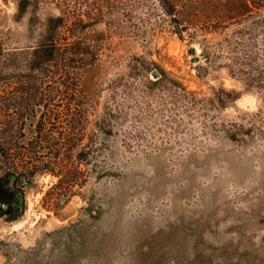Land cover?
I'll use <instances>...</instances> for the list:
<instances>
[{"label": "rangeland", "instance_id": "1", "mask_svg": "<svg viewBox=\"0 0 264 264\" xmlns=\"http://www.w3.org/2000/svg\"><path fill=\"white\" fill-rule=\"evenodd\" d=\"M199 1L0 0V177L23 176L0 264H264V22L233 64ZM65 12L71 52L33 67Z\"/></svg>", "mask_w": 264, "mask_h": 264}, {"label": "trees", "instance_id": "2", "mask_svg": "<svg viewBox=\"0 0 264 264\" xmlns=\"http://www.w3.org/2000/svg\"><path fill=\"white\" fill-rule=\"evenodd\" d=\"M62 2L67 3L69 0H59ZM163 4V6L166 8V11L170 14H172V9L170 7V4L168 0H160ZM29 2V0H28ZM196 5H201V8H196L191 4V6L194 7L195 12L194 15L198 17V21L203 23L202 27L204 30L210 31L212 29H226L227 27L231 25H237V28H233V39L230 37H225L224 40L227 42V49L229 52V59L231 63L243 65L244 67H251L254 61V55L252 54V43L250 40H253L255 37L256 32L254 29L257 25H254L259 22H264V0H200L199 3H194ZM68 14L66 12L61 16H56L53 18H49L47 20V30L44 37L39 41L38 44H36L34 47H32V66L36 67V65L45 64L46 62L50 61L52 55L54 54V51L56 49H60L59 47L62 46V50L70 51L72 50V41L70 40V36L68 33H60L58 29L65 28L68 29V26L70 28V25L68 24ZM247 21L248 25H245L243 28H240V24L242 22ZM256 22V23H255ZM223 30V31H224ZM247 35L245 38L242 37L244 35ZM231 35V34H230ZM229 36V35H227ZM243 40H246L245 43H243ZM241 49V50H240ZM241 51V53H240ZM243 53V54H242ZM71 61L72 58H71ZM231 70V67H229ZM238 69V68H237ZM241 73L244 74V76L241 77V81L243 82L244 86L246 87H252L251 81H253L252 78H250L249 72H245L242 70H239ZM232 72V70H231ZM247 73V74H245ZM64 77H59L57 84L59 86L64 85L66 81L63 79ZM163 78H166L165 72H160L158 75V78L155 81L148 80L151 84L160 83ZM254 78V77H253ZM255 79V78H254ZM259 81V80H258ZM76 86L78 85L77 82H73ZM72 95H74V91L72 92ZM237 97L236 93L231 92V99H235ZM43 118L41 117V120ZM62 147V146H61ZM33 148V147H31ZM62 149V148H61ZM66 150H70L69 148H64ZM31 151V150H30ZM22 156L28 157V155H25V152H21ZM82 154V153H80ZM70 164V162H69ZM66 163H53L49 164L46 162H41L40 164H34V170L38 169H50V171L53 174H57L59 176L60 181L63 182V180H68L71 176L70 165ZM19 175H15L12 172H7L5 175L0 177V189L5 188L8 185V181L10 178L13 179V194L14 192H18L20 194V201L17 203L15 208L12 210H8L11 206L10 200L5 198L4 193L0 191V213L3 214H11L12 216H15L17 212H19L22 209L23 206V194L21 190L22 186V180ZM2 184H5V186H2ZM2 194V196H1ZM8 202V207L3 210L2 204ZM12 207V206H11Z\"/></svg>", "mask_w": 264, "mask_h": 264}, {"label": "flooded vegetation", "instance_id": "3", "mask_svg": "<svg viewBox=\"0 0 264 264\" xmlns=\"http://www.w3.org/2000/svg\"><path fill=\"white\" fill-rule=\"evenodd\" d=\"M2 186H5V184H2ZM13 190L14 189H13V179L12 178L9 179L8 185L5 188L0 189V191H2V193H4L3 196H5V198L10 200V204L12 207L10 206L8 210H11V209L13 210L15 208V206L17 205V203L20 201V194L18 192H14V194H13L12 193ZM1 196H2V194H1ZM8 206H9L8 202L3 203L2 204L3 210L6 209Z\"/></svg>", "mask_w": 264, "mask_h": 264}, {"label": "water", "instance_id": "4", "mask_svg": "<svg viewBox=\"0 0 264 264\" xmlns=\"http://www.w3.org/2000/svg\"><path fill=\"white\" fill-rule=\"evenodd\" d=\"M174 24L177 25V22L174 21ZM152 75L155 76V77H157L159 75V72L157 70H153L152 71Z\"/></svg>", "mask_w": 264, "mask_h": 264}]
</instances>
